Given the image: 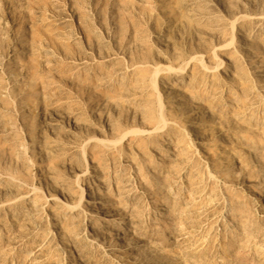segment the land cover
<instances>
[{
    "label": "rangeland",
    "instance_id": "obj_1",
    "mask_svg": "<svg viewBox=\"0 0 264 264\" xmlns=\"http://www.w3.org/2000/svg\"><path fill=\"white\" fill-rule=\"evenodd\" d=\"M223 3L0 0V264H264V0Z\"/></svg>",
    "mask_w": 264,
    "mask_h": 264
},
{
    "label": "bare ground",
    "instance_id": "obj_2",
    "mask_svg": "<svg viewBox=\"0 0 264 264\" xmlns=\"http://www.w3.org/2000/svg\"><path fill=\"white\" fill-rule=\"evenodd\" d=\"M222 5L224 6V3H223V0H219V4H218V7L219 8H221L222 7ZM260 29H262V31H263V29H264V27H260V28H257V29H255V30H252L251 31V34H256V33H258V30H260ZM260 33V32H259ZM258 33V34H259ZM260 35H261V33H260ZM232 44H234V41L233 42H231V43H229V44H224V45H222V47H226V48H229V46H231ZM213 50V53H214V55L215 56H217L216 54L218 53V51L217 50H215V49H212ZM195 59H197V61L198 62H200L201 64H202V68H203V70L206 72V73H210V74H212V73H216V72H218V70H219V68H220V70H222V69H228V64H227V62L225 61V59H221V64L219 63V65H217L216 67H210L209 65H206L207 63H205L204 61H203V59H201V58H198V57H196L195 56V58H194V60ZM167 69H168V67H167ZM171 71V69H168V71ZM169 71V72H170ZM174 71V70H173ZM187 72H188V70H187V68L186 67H182L181 69H180V73L179 74H176L174 77H173V75H169V76H167L166 78H165V81H167V80H169L170 78H173V80H175L176 82H179V80H181L182 81V79H184L185 77H186V74H187ZM156 73H159V72H156ZM172 73V72H171ZM156 76V75H155ZM156 79V78H155ZM152 80V79H151ZM154 81V84L155 85H157L158 83H157V81L156 80H153ZM157 83V84H156ZM217 85L221 88V87H225V85H226V83H222V84H220V83H218V81H217ZM156 87V86H155ZM222 91V90H221ZM160 99V98H159ZM163 107V106H162ZM187 120L189 121V123H191V124H194V121L192 120V119H190L189 117H187ZM167 121H168V119L166 118V116H165V114L163 113V116H162V118H161V124H162V126L160 125V126H158L159 128H157L158 130H161V128L162 129H164L165 127H167ZM184 131L186 132L187 130L186 129H184ZM187 133H189L188 131H187ZM152 136V135H151ZM150 136V137H151ZM152 138V137H151ZM148 139V138H147ZM107 143V142H106ZM84 190V189H83ZM139 192H141L140 190H139ZM82 199H84V197L82 198ZM86 199V198H85ZM81 202V201H80ZM82 203H79V204H75V205H72L71 206V210H73V211H78V210H80L81 209V207L83 206V205H81ZM217 222H218V220H217ZM119 234H121V233H119ZM122 239V243H125V240L123 239V238H121Z\"/></svg>",
    "mask_w": 264,
    "mask_h": 264
}]
</instances>
